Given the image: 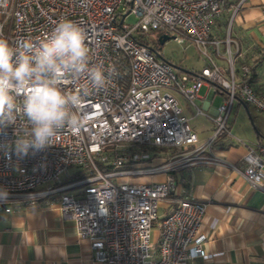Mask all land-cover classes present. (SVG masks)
I'll return each mask as SVG.
<instances>
[{
  "label": "built area",
  "instance_id": "2783aa9c",
  "mask_svg": "<svg viewBox=\"0 0 264 264\" xmlns=\"http://www.w3.org/2000/svg\"><path fill=\"white\" fill-rule=\"evenodd\" d=\"M228 0H0V38L13 46L39 45L58 22L70 19L82 30L90 65L102 66L108 80L101 89L89 79L60 73L59 87L75 99L73 121L54 144L20 158L15 131L27 129L17 114L0 132V188L9 196L0 211L11 210L16 195L31 203L57 197L58 208L75 224L77 238L89 242L96 264H193L205 251L199 233L206 202L176 191L175 173L200 164H224L249 186L264 190V144H245V165L216 156L212 148L229 136L228 117L235 100L264 111V95L248 80V67L236 75L229 32L211 37L213 19ZM241 1L232 6L233 13ZM133 14L135 22H124ZM229 28V27H228ZM178 43L190 40L203 56L199 72L177 73L149 33ZM143 34L147 44L132 35ZM160 35V36H161ZM225 45L227 67L211 53ZM155 51L164 59L159 58ZM212 84L225 93L213 117L214 128L201 144L171 90L194 105L200 88ZM18 97V103H22ZM70 168L83 170L74 178ZM161 176V178H157ZM77 186L78 191L67 192Z\"/></svg>",
  "mask_w": 264,
  "mask_h": 264
},
{
  "label": "crops",
  "instance_id": "0c3cea01",
  "mask_svg": "<svg viewBox=\"0 0 264 264\" xmlns=\"http://www.w3.org/2000/svg\"><path fill=\"white\" fill-rule=\"evenodd\" d=\"M237 1L228 0L222 10L225 20H220L230 18V27L222 24V34L214 36L223 38L229 32L237 72L247 65L250 85L264 95V0H239L240 7L233 13L232 6ZM224 50L221 43L220 53L212 49L211 53L226 68ZM173 64L181 72L194 70ZM171 92L197 136L196 144H201L213 131V117L225 93L205 84L193 105L179 92ZM259 112L252 104L235 100L228 117L230 135L221 137L212 152L239 167L244 166L245 144H264V127L233 130V126L236 121L254 122ZM175 177L176 191L181 196L206 202L199 233L206 237L205 251L216 255L195 258L193 264H264V190L249 186L224 164L195 165L177 171ZM57 202L56 196L31 203L29 198L16 195L11 210L0 211V264H96L89 242L77 238L73 219L59 210Z\"/></svg>",
  "mask_w": 264,
  "mask_h": 264
},
{
  "label": "clouds",
  "instance_id": "9594fccd",
  "mask_svg": "<svg viewBox=\"0 0 264 264\" xmlns=\"http://www.w3.org/2000/svg\"><path fill=\"white\" fill-rule=\"evenodd\" d=\"M60 73L84 76L97 89L109 78L102 66L90 65L84 34L72 20L58 22L38 46L27 40L13 46L0 38V132L14 126L18 112L25 118L27 129L15 131L14 149L20 158L44 151L62 129L81 124V117L73 121L78 97L61 90ZM8 196L7 189L0 188V201Z\"/></svg>",
  "mask_w": 264,
  "mask_h": 264
},
{
  "label": "rangeland",
  "instance_id": "374dc122",
  "mask_svg": "<svg viewBox=\"0 0 264 264\" xmlns=\"http://www.w3.org/2000/svg\"><path fill=\"white\" fill-rule=\"evenodd\" d=\"M135 20V16L133 14H129L124 19V22L132 24L135 22ZM227 23V26L230 27V18L228 19ZM148 35L153 41H156L158 39V35L156 32L149 33ZM160 51L162 56L166 60L173 61V63H180L181 65H183V67L186 68L200 70L205 64L203 56L200 54L196 46L188 39H185L182 43H178L173 38L166 39L165 42L161 44ZM252 109L255 110L254 107H252ZM261 112L262 111H260L259 113ZM259 113V116H255L254 122L252 123L250 119H247V121L244 120V123L236 121V124H234L233 126V130H257L259 125L261 127H264V113ZM73 171L74 168L69 169V172ZM81 187L82 186H77L73 189L67 190V192L78 191Z\"/></svg>",
  "mask_w": 264,
  "mask_h": 264
},
{
  "label": "trees",
  "instance_id": "16d2710c",
  "mask_svg": "<svg viewBox=\"0 0 264 264\" xmlns=\"http://www.w3.org/2000/svg\"><path fill=\"white\" fill-rule=\"evenodd\" d=\"M222 18L225 20L224 13L223 12H221L218 17H216V18L213 19L211 37H215L216 38V36H219L220 33H221V31H222V29H221L222 24H226L227 25V20L223 22V21L220 20ZM157 35H158V39L156 41H153V43H154L155 49L158 50V51H160V49H161V44L159 42V36L161 35L160 32H157ZM214 35H216V36H214ZM132 37H135V39H137L141 43H145V44L148 43V41L146 40V38H145V36L143 34L132 35ZM234 68H235V66H234ZM176 71H177L178 74L179 73H182L179 70H176ZM199 71L200 70H187L185 72H187V73H195V72H199ZM235 73H236V75H240L237 72V69L236 68H235ZM71 175L74 178H81V177L84 176V172H83V170H76L73 173H71Z\"/></svg>",
  "mask_w": 264,
  "mask_h": 264
},
{
  "label": "water",
  "instance_id": "95a60500",
  "mask_svg": "<svg viewBox=\"0 0 264 264\" xmlns=\"http://www.w3.org/2000/svg\"><path fill=\"white\" fill-rule=\"evenodd\" d=\"M169 38H173L172 36H170V35H167V34H163V35H161V36H159V42H160V44H163L164 42H165V40L166 39H169ZM155 53H156V55L159 57V58H161V59H164L159 53H157L156 51H155ZM172 67H176L173 63H171V62H169V61H167Z\"/></svg>",
  "mask_w": 264,
  "mask_h": 264
}]
</instances>
